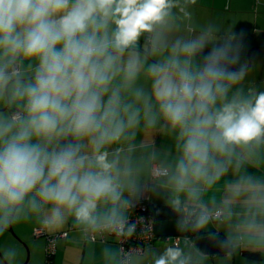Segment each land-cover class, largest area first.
Here are the masks:
<instances>
[{
  "label": "clouds",
  "instance_id": "1",
  "mask_svg": "<svg viewBox=\"0 0 264 264\" xmlns=\"http://www.w3.org/2000/svg\"><path fill=\"white\" fill-rule=\"evenodd\" d=\"M180 5L0 0V264H24L8 237L30 221L49 233L69 219L83 230L132 233L125 192L139 169L123 145L161 120L175 136L174 159L157 171L177 229L198 233L239 215L217 245L231 255L246 236L264 240V176L242 171L264 148V87L241 86L243 32L217 35L209 22L174 36L191 16ZM230 168L236 178L209 207L205 189ZM202 259L172 243L151 264ZM141 261L129 254L116 264Z\"/></svg>",
  "mask_w": 264,
  "mask_h": 264
},
{
  "label": "crops",
  "instance_id": "2",
  "mask_svg": "<svg viewBox=\"0 0 264 264\" xmlns=\"http://www.w3.org/2000/svg\"><path fill=\"white\" fill-rule=\"evenodd\" d=\"M180 6L186 8L191 16L180 21L179 28L173 33L174 36L194 35L209 22H214L218 26L217 35L226 31L232 33L243 32L246 43L243 57L246 75L241 82V86L245 89L264 87V0H187V2L181 0ZM140 83H144L143 79ZM113 147H120V145H114ZM123 151L132 157L133 167L139 169L135 175L133 188L125 192V196L130 203L141 195L146 183L152 180L153 167L155 165L162 167L166 162L174 159L176 154L175 136L162 120L152 127L141 125L136 129L130 145H123ZM242 171L255 176H264V148L258 150L253 162H245ZM236 176L237 173L230 168L214 185L205 189L204 200L209 207H215L220 203L229 184ZM148 195L151 208L156 205L169 206L167 201L171 193L164 187L163 177H158L151 182ZM234 211L241 212L240 206H234ZM126 215H128V209ZM240 221L241 217L239 215H233L222 221L223 225L205 229L204 231L207 233L205 235L219 232L227 237ZM39 227L41 226L35 221L17 226L18 234L25 236L30 243V253L28 250L26 256V259L29 256L27 264H45L46 240L44 237H36L39 242L41 240L39 244V242L33 240L31 235V232L34 235L35 228ZM24 228H26V231ZM63 231H67L68 235L66 238L58 240L57 252L52 264H116L120 257L119 246L115 238L108 234H106L105 239H101L98 230L93 231V234H91V230H83L81 227L74 225L71 219L62 226V229L54 233ZM176 237L179 238L178 245L181 247L190 246L191 250L202 254L201 264H219L223 261L227 262L230 257L235 262L238 258V263L241 264H256L259 261H264V240L259 238L246 236L231 255L228 253L206 255L196 247L195 239L185 235L157 236L153 242L144 248L143 253L139 254L142 255L141 264H151L153 255L162 251L166 244L174 243ZM185 237L188 238V246L185 245ZM106 249L111 250L115 255L106 254ZM252 252L258 253L260 259H251L245 256L246 253ZM135 255L138 254L133 256ZM220 255H226V258L219 260Z\"/></svg>",
  "mask_w": 264,
  "mask_h": 264
},
{
  "label": "built area",
  "instance_id": "3",
  "mask_svg": "<svg viewBox=\"0 0 264 264\" xmlns=\"http://www.w3.org/2000/svg\"><path fill=\"white\" fill-rule=\"evenodd\" d=\"M160 166L155 165L152 169V180L146 183L145 189L141 195L131 201L128 205V221L135 225L132 233H117L115 231L98 230L101 239H105L106 234L115 238L119 246L120 256L129 254H142L144 248L153 242L157 235L155 233L156 217L151 212V205L149 203L148 189L154 179L161 177L157 169ZM91 234L93 231L91 230ZM67 231L58 233H48L42 227L35 228V237H44L45 243V264H52V260L57 252L58 240L66 238ZM174 243L179 244V238L176 237Z\"/></svg>",
  "mask_w": 264,
  "mask_h": 264
},
{
  "label": "water",
  "instance_id": "4",
  "mask_svg": "<svg viewBox=\"0 0 264 264\" xmlns=\"http://www.w3.org/2000/svg\"><path fill=\"white\" fill-rule=\"evenodd\" d=\"M155 217V233L157 236L167 237L186 235V231H180L177 229L176 221L178 219V215L171 208L158 212ZM213 236H215V239L212 238ZM222 238L226 237L219 232L200 236L196 239V247L206 255L228 253V249L221 248L217 245L216 241ZM245 256L251 259H260L258 253H246ZM28 257L24 264L28 263Z\"/></svg>",
  "mask_w": 264,
  "mask_h": 264
},
{
  "label": "rangeland",
  "instance_id": "5",
  "mask_svg": "<svg viewBox=\"0 0 264 264\" xmlns=\"http://www.w3.org/2000/svg\"><path fill=\"white\" fill-rule=\"evenodd\" d=\"M25 224L26 223H24L22 225H19V226H23ZM220 225H223L222 222H215L214 221L213 223H211L208 226L207 229H212V227H219ZM24 229L26 231V228H24ZM31 235H32L34 241L39 242V239L36 238V237H34V235H33L32 232H31ZM8 239L10 241H12V242H15L21 248H23V251H24V262H25L28 250H29V253H30V243L26 240V237L25 236H21V235L18 234V232H17V226L15 227V234L12 235V236H10V237H8ZM40 242H41V240H40ZM40 242H39V244H40ZM44 254H45V252H44ZM218 258H219V260H221L222 258H226V255H220ZM227 260H228L227 262L226 261L225 262L223 261V262H221L219 264H235V263L236 264H241V263H238V258H237L236 262L234 261V259L232 257H230V259H227ZM44 262H45V260H44ZM246 262H250V261H246ZM256 264H264V261L263 262L259 261V263H256Z\"/></svg>",
  "mask_w": 264,
  "mask_h": 264
},
{
  "label": "trees",
  "instance_id": "6",
  "mask_svg": "<svg viewBox=\"0 0 264 264\" xmlns=\"http://www.w3.org/2000/svg\"><path fill=\"white\" fill-rule=\"evenodd\" d=\"M170 206H166V205H156L155 207L151 208V212L156 216V214L158 212H161L163 210L168 209ZM207 234L204 230H201L200 232L196 233V232H192V231H186V236L190 237L192 239H197L200 236H203Z\"/></svg>",
  "mask_w": 264,
  "mask_h": 264
}]
</instances>
